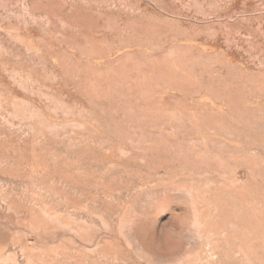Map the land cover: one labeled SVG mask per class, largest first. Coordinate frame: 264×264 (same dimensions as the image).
Wrapping results in <instances>:
<instances>
[{"label": "rangeland", "instance_id": "rangeland-1", "mask_svg": "<svg viewBox=\"0 0 264 264\" xmlns=\"http://www.w3.org/2000/svg\"><path fill=\"white\" fill-rule=\"evenodd\" d=\"M0 264H264V0H0Z\"/></svg>", "mask_w": 264, "mask_h": 264}]
</instances>
